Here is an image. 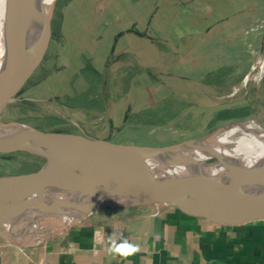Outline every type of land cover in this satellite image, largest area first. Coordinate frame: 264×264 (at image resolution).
Here are the masks:
<instances>
[{
	"label": "rangeland",
	"instance_id": "obj_1",
	"mask_svg": "<svg viewBox=\"0 0 264 264\" xmlns=\"http://www.w3.org/2000/svg\"><path fill=\"white\" fill-rule=\"evenodd\" d=\"M215 14L216 0H56L48 52L15 101L5 107L0 123L159 147L201 140L229 124L263 117L264 76L258 78L256 67L260 53L255 49L251 58L233 61L217 58ZM136 22L143 29L136 28ZM184 22L197 33L184 34ZM129 24L134 26L125 29ZM173 24L179 27L173 29ZM117 30L122 33L114 40ZM136 30L142 44L122 48L114 43L117 36ZM136 78L141 82L136 93L141 105L125 110L137 113L124 121V114L109 120L106 104L135 102L130 89ZM230 162L223 161L226 167ZM45 163V158L29 153L0 150V182L37 172ZM92 206L85 198L76 200L69 216L63 217L73 225ZM51 225L46 216H38L25 233L11 238L35 241Z\"/></svg>",
	"mask_w": 264,
	"mask_h": 264
},
{
	"label": "crops",
	"instance_id": "obj_2",
	"mask_svg": "<svg viewBox=\"0 0 264 264\" xmlns=\"http://www.w3.org/2000/svg\"><path fill=\"white\" fill-rule=\"evenodd\" d=\"M135 25L143 29L142 23ZM187 25L183 23L182 27L187 28L184 34L197 33L193 26ZM133 26L129 24L125 29ZM170 26L173 29L179 27ZM120 33L122 30L115 31L112 38L115 40V34ZM214 34L213 43L219 45L217 58L221 60L251 58L255 49L261 53L264 0H216ZM114 43L122 48L129 47L131 43L142 44L143 37L136 30L135 34L117 36ZM140 84L136 78L131 85V95L135 92L136 97L132 104L127 105L124 101L117 105L106 104L109 120H117L124 114V121L137 113V110L125 108L141 105L136 94ZM172 89L179 90L176 86ZM81 218L68 229L44 239L23 241L0 236V264H264V219L220 223L187 213L172 204L106 206ZM113 233L140 244V253L129 260L107 255L108 236Z\"/></svg>",
	"mask_w": 264,
	"mask_h": 264
},
{
	"label": "water",
	"instance_id": "obj_3",
	"mask_svg": "<svg viewBox=\"0 0 264 264\" xmlns=\"http://www.w3.org/2000/svg\"><path fill=\"white\" fill-rule=\"evenodd\" d=\"M55 2L38 45L26 64L17 71L8 65L0 77V118L5 107L15 101L48 52ZM17 3L18 16H11L8 21L10 45L14 37V21L27 19L32 8V0H17ZM11 52L12 47L9 46L10 55ZM257 121L263 123L264 116ZM7 127H0L1 151L29 153L45 158L46 163L37 172L7 178L0 187L2 237H9L2 231L4 225L12 222L21 212L42 204L46 189L55 186L84 192L88 188L100 187L117 191L130 200L128 204L119 205L105 200L90 207L85 215L106 206L172 204L187 213L220 223L264 219V191L248 197L240 196L236 191L241 184L264 183V174L259 171L243 169L230 183L214 178L203 185L183 178H158L135 171L134 166L139 160L163 154L185 143L140 146L115 143L85 134L47 133L33 127L35 132H20Z\"/></svg>",
	"mask_w": 264,
	"mask_h": 264
},
{
	"label": "bare ground",
	"instance_id": "obj_4",
	"mask_svg": "<svg viewBox=\"0 0 264 264\" xmlns=\"http://www.w3.org/2000/svg\"><path fill=\"white\" fill-rule=\"evenodd\" d=\"M55 1L46 3L45 0H32L29 17L21 21L14 19L12 45L8 38V21L11 16L15 18L18 16V3L17 0L0 1V23L3 25L2 43L4 47V54L0 57V77L8 65H11L12 70L17 71L26 64L38 45ZM9 46L12 47L11 55ZM256 67L260 69L258 78H262L264 76V52L260 53ZM1 126L4 125L0 123ZM7 128L20 132H35L28 125L16 124ZM184 143L185 145L163 154L139 160L134 166L135 171L158 178H183L199 185L206 184L214 178L230 183L243 169L264 174V127L257 120L248 119L229 124L206 138ZM217 158L220 159L218 163L210 162ZM226 159L231 161L227 167L223 163ZM222 163L223 166H221ZM5 181L0 182V187ZM89 190H93L94 193ZM236 191L240 196L248 197L263 192L264 183L241 184L236 187ZM83 198L93 205L105 200L118 205L130 203L128 198L122 197L117 191L105 188L92 187L84 192L81 189L50 187L46 189L42 204L21 212L19 221L9 222L3 226L2 231L9 237L25 233L23 231L27 229V224H30L32 219L43 215L52 222L49 230H39V239L43 236L46 238L50 231H61L68 226L70 222L63 216H69V211L75 201Z\"/></svg>",
	"mask_w": 264,
	"mask_h": 264
},
{
	"label": "clouds",
	"instance_id": "obj_5",
	"mask_svg": "<svg viewBox=\"0 0 264 264\" xmlns=\"http://www.w3.org/2000/svg\"><path fill=\"white\" fill-rule=\"evenodd\" d=\"M46 3H51L52 0H45ZM2 23H0V57L4 54V47L2 43ZM120 202V201H119ZM141 251V245L131 242L128 238L116 236L115 233L108 236V246L105 248V253L113 258L119 257L122 260H129L131 257L137 255Z\"/></svg>",
	"mask_w": 264,
	"mask_h": 264
}]
</instances>
